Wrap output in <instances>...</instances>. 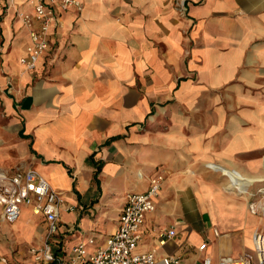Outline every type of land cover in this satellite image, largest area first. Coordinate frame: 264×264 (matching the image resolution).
Returning <instances> with one entry per match:
<instances>
[{"label": "crops", "instance_id": "1", "mask_svg": "<svg viewBox=\"0 0 264 264\" xmlns=\"http://www.w3.org/2000/svg\"><path fill=\"white\" fill-rule=\"evenodd\" d=\"M11 1L0 0V168L32 167L63 193L56 255L103 247L126 194L145 191L158 172L137 252L212 264L254 255L261 219L248 203L264 185V0L56 4L33 69L19 61L30 38L16 15L32 6ZM24 208L35 214L22 205L20 215ZM35 215L19 232L0 209V264H42L31 249L46 222ZM166 228L175 235L159 244Z\"/></svg>", "mask_w": 264, "mask_h": 264}, {"label": "built area", "instance_id": "2", "mask_svg": "<svg viewBox=\"0 0 264 264\" xmlns=\"http://www.w3.org/2000/svg\"><path fill=\"white\" fill-rule=\"evenodd\" d=\"M32 12L17 11V15L29 28L30 42L26 46V55L19 58L26 69H33L37 60L48 46L50 27L55 21L54 5L62 9L80 8L79 0H27ZM12 1L10 0V3ZM3 88L0 87V95ZM164 175L158 172L149 178L148 188L143 192H129L125 196L123 208L119 214L117 226L107 238L105 245L92 253H87L84 244L79 243L72 249V257L64 260L56 255L52 239L58 230L59 209L63 202V193L56 189L39 171L32 167L9 170L0 168V209L2 218L15 222L21 212V206H31L35 214H42L46 227L39 247L31 252L36 261L42 264H212L208 256H202L193 262H185L180 254L158 257L155 249L137 252L136 246L142 238L141 229L145 215L155 209V198L159 195ZM239 194L246 193L242 184L235 185ZM248 208L259 216L261 224L253 232L254 255L245 254L239 258L222 257L218 264H264V185L258 189L257 196L249 200ZM67 205L66 210H73ZM175 235L174 228L159 231V244ZM206 244L199 246L203 250ZM4 264H9L1 258Z\"/></svg>", "mask_w": 264, "mask_h": 264}, {"label": "rangeland", "instance_id": "3", "mask_svg": "<svg viewBox=\"0 0 264 264\" xmlns=\"http://www.w3.org/2000/svg\"><path fill=\"white\" fill-rule=\"evenodd\" d=\"M17 11H19V10H17ZM16 15H17V12H16ZM38 217H39L38 215L33 214L29 209L24 208L22 210L20 217L13 223V225L10 227V229H13V230L19 231V232H23L27 228H29L30 225ZM112 223H113V221H112ZM9 225H11V224H9ZM8 244L11 245L10 242H8Z\"/></svg>", "mask_w": 264, "mask_h": 264}, {"label": "trees", "instance_id": "4", "mask_svg": "<svg viewBox=\"0 0 264 264\" xmlns=\"http://www.w3.org/2000/svg\"><path fill=\"white\" fill-rule=\"evenodd\" d=\"M94 178H95V181L98 183V180L96 179V174H95Z\"/></svg>", "mask_w": 264, "mask_h": 264}]
</instances>
